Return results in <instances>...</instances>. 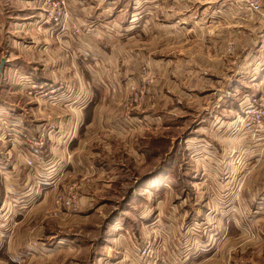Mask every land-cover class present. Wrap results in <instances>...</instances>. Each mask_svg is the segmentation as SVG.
I'll return each mask as SVG.
<instances>
[{
	"label": "rangeland",
	"instance_id": "1",
	"mask_svg": "<svg viewBox=\"0 0 264 264\" xmlns=\"http://www.w3.org/2000/svg\"><path fill=\"white\" fill-rule=\"evenodd\" d=\"M40 2L43 22L52 27L49 48L41 33L0 32V65L4 56L16 66L0 69V106H23L17 115L0 107L2 237L12 230L42 235L49 223L59 234L98 243L100 252L113 249L115 236L126 239L117 245L122 253L103 261L89 259L85 248L84 264H133L127 252L137 264H196L217 244L221 256L204 264H264V118L260 123L252 113L264 90L255 82L253 96L247 94L257 63L251 50L244 53L252 15H262L264 7L255 13L246 0ZM6 7L0 21L7 13L4 23H17V8ZM235 9L252 13L240 19ZM241 22L249 27L232 26ZM220 39L226 46L215 43ZM36 43L42 46L33 51ZM47 58L65 76L51 78ZM79 83L92 90L90 103L110 123L102 128L109 136L89 137L78 151L87 162L75 151L76 138H60L59 127L38 129L50 120L64 124L68 135L65 125L76 126L71 118L77 113L62 106L32 115L29 108L37 102L30 94L47 93L40 99L56 102L52 95ZM31 117L36 124L25 120ZM17 118L27 124H13ZM162 162L163 170H156ZM166 162H176L175 170L166 173ZM83 195L101 212L77 213ZM29 197L44 204L23 211L18 202L27 204ZM59 197L76 208L58 206Z\"/></svg>",
	"mask_w": 264,
	"mask_h": 264
},
{
	"label": "crops",
	"instance_id": "2",
	"mask_svg": "<svg viewBox=\"0 0 264 264\" xmlns=\"http://www.w3.org/2000/svg\"><path fill=\"white\" fill-rule=\"evenodd\" d=\"M5 4L2 5V7H0V16H1V9L2 11H4L5 9H7L6 5H11L17 8L18 10V19H16L17 23L14 22H5L6 20V16L7 13H3V17H5L3 20V22L0 21V32H5V31H20V32H28V33H41L42 37H43V45L45 46V48H49V46L51 45L50 41H49V37H51V33L52 32V27L49 26V24H46L45 22H43L42 19V15L43 13L40 11V7L39 6L41 4L40 0H4ZM3 1V2H4ZM2 4V3H1ZM235 17L236 18H242L244 12L248 11L251 12L249 10H245V9H235ZM22 12V13H21ZM252 13V12H251ZM78 15V13H77ZM79 16V15H78ZM252 17H255V19H251V20H255L252 22L251 26H250V31L246 32L252 35V37H250V41L247 40V42H249V44L247 45V47L244 46V53L245 55L249 54V50L252 51V53L250 54V60L255 61L257 64V69L254 70V72L252 73L251 79H252V84L249 85L248 87H245V89L247 90V94L251 96H253V90L255 89V82L257 83V86L259 88H262L264 90V13L262 15H252ZM244 18V17H243ZM80 19V17H79ZM250 20V21H251ZM80 21V20H79ZM244 22L241 23H235L232 26H242L244 29L248 28L249 26L242 24ZM215 31H217V26L214 27ZM225 30V29H224ZM223 30V31H224ZM236 29H229L228 31L232 32L235 31ZM222 31V32H223ZM236 40L237 38L235 37V47L237 48V44H236ZM216 41V40H215ZM224 41L222 39L216 41L215 43L219 44L220 47H222V45H225L223 43ZM40 43H36L33 46V51H37L40 46H42ZM223 55V54H222ZM221 56V55H220ZM219 56V57H220ZM7 59H10L9 57L5 59L4 56H2L1 59V67L0 69L2 70V74L4 72V68L3 66L6 65V72H9V70H13L15 66L14 61H8ZM48 60L51 58H47ZM45 59V60H47ZM47 61L46 65L44 67V70H47V74L49 76H51V78L53 76H59V78H61V76H65V74H61L58 73L56 69V66H54L55 64L52 63L53 60L51 61ZM112 64V63H111ZM258 65H260L261 68H258ZM33 72H37L36 68H33ZM99 73V72H98ZM98 73L94 74V73H89L88 78H90L91 76H100L98 75ZM77 76H82V73H77ZM249 77V75H248ZM80 79V77H78ZM219 80L226 78L225 76L221 75L218 76ZM41 80V79H40ZM80 86V83H79ZM70 93L64 92L62 91V93L60 94H53L52 96H57V99H55V101L57 102L58 100H60L59 102H50L49 99H45V100H41L40 97H46L47 93L45 94H40V95H34V94H30L33 95L34 99L33 100H37L36 103H34L32 106H29L30 108V112H33L32 115H34L37 111L43 112L45 110H50V111H54V107L59 109V110H63L62 106L64 108H67L68 111L71 112H75L77 113V115L75 116V119L72 117L71 118V122L73 120H76V126L72 123H68L65 126L68 128L69 130V134L68 135H64L63 134V130H64V124H60L59 126L57 125H53V123H50V120L47 121V123L44 124H40L39 128L40 129L43 125V127L40 129L45 130L44 126H49V127H59L58 131H60V138L66 136L67 142L69 140L72 141L73 138L75 139L77 148L75 149V151H77V154H81L78 151L84 149L85 147H87L88 142H89V137H91V139L95 138V136H100L103 135L104 132H102V128H106L107 130H109L110 127V123H109V119L105 122L104 120H102V113L99 114L100 112H103V110L101 109V107H99L98 105L91 104V100H92V90L90 89H85L82 88L81 86H73L71 88V90H68ZM91 91V92H90ZM68 97H73L72 102L68 103L69 101L63 102V100L65 98ZM59 97V98H58ZM250 97V96H248ZM71 100V99H70ZM47 102H49L47 104ZM74 102H77L76 104ZM68 103V104H67ZM1 111H7L10 112L11 114L17 115L18 111L16 109H18L19 111L22 109L23 106L20 107H16L14 109H9L5 108V106L2 104L1 106ZM49 108V109H48ZM98 108V110H97ZM66 111V109H65ZM92 112V114L89 115V119H87L88 113ZM28 124H36L37 120L36 117H31V118H26L25 119ZM23 120H19V118H17V121L15 120H11V122L13 124H17L19 127L25 126L27 124V122ZM62 118H60V122H61ZM19 121V122H18ZM25 122V123H24ZM67 122V121H66ZM104 122V123H103ZM24 123V124H23ZM21 124V125H20ZM30 124V125H31ZM74 127V130H72L71 128ZM91 127H94L95 130L91 131ZM99 130V131H97ZM53 131V130H52ZM52 131L48 132V136H50L51 141H54V137L52 135ZM94 133V134H93ZM50 134V135H49ZM93 134V135H92ZM106 136H109L107 133L104 134ZM72 137V138H70ZM12 139H14L12 137ZM88 139V140H87ZM18 142H21L20 140L16 139ZM206 150V149H205ZM208 150V149H207ZM77 156V155H76ZM78 157V156H77ZM82 160L87 162L90 160V157L85 156V154H81L79 156V158ZM99 160V159H98ZM164 162H162L159 167L156 168V170H163V167L161 165H163ZM175 164L174 163H165V167H167L166 173H170L171 171L175 170ZM96 165V170H100L103 169V165L101 163L98 164H94ZM92 169H95L93 166L91 167ZM93 182V179H92ZM52 194V192L50 191L47 194ZM53 195V194H52ZM30 199V197H29ZM89 199L86 198L84 195L81 198V208L80 210L77 212H84L86 211V209L92 208L95 209L94 211H96L97 209L99 210V212H101V207H97V205H94V203L89 202ZM2 203V202H1ZM44 202L41 204V202L39 201L36 202L34 198H31L30 200L27 201V204L24 202H18V207L24 211L23 208H35L37 209V207H40V205H43ZM25 205H28L27 207ZM88 210V209H87ZM22 211V212H23ZM31 212V211H30ZM29 213V212H28ZM66 213V212H65ZM86 214V218H88L89 214L88 212L84 213ZM32 213L29 214V219L31 218ZM77 215V214H76ZM2 211H0V264H84V260L85 258H83V255L85 253V248H88L90 251V255H89V259H92V257H95L96 259H101L103 261L106 259H111V258H115L117 256L118 252L122 253V249L121 247H117L118 244H123V241L126 242V239H121V237L119 236H115L114 241H112L110 244V248L113 247L112 250H107L102 248V252H100V247H95V245H97L98 243L91 241L92 244L87 241V240H83V238H79V236H75V235H68V234H59L58 232L52 231L50 229V224L47 223L46 226H49V231H44V234L40 235L41 233L39 232L38 235L36 233V235H29L27 232H20V231H16L12 233L13 235H7L6 237H2L4 234L3 231V222H2ZM74 216V215H73ZM72 215L69 216L73 217ZM75 219H77L78 217H73ZM69 219H65V221H68ZM15 224V223H14ZM66 224V223H65ZM2 227V228H1ZM12 227V225H11ZM16 227V225H14L12 228ZM110 237H113L114 235H109ZM128 237H130V239L132 238L131 235H127ZM228 236V235H227ZM163 239V238H162ZM35 240H38L40 242V244H37V246H33V244L35 243H31V242H35ZM145 240V239H144ZM142 240V241H144ZM208 240V237L207 239ZM164 241V239H163ZM109 243V241L106 239L104 240V243ZM117 242V243H116ZM210 244V243H209ZM87 245V247H86ZM219 244H217L215 247H211L210 250L207 251V255L201 259L199 262H197L196 264H204L205 262L209 263L211 262L217 255V253L221 250V246L218 247ZM211 246V245H210ZM94 249H95V254L92 255V253H94ZM121 249V250H120ZM69 253V255L67 256V254ZM174 253V252H173ZM130 252H127V255L129 256V258H131L132 263L133 264H137L135 263V261L133 260V258L131 257ZM61 255L64 257H61ZM119 255V254H118ZM219 256H221V253H218ZM206 257H208L207 261H204L202 263H200L201 261H203ZM9 260L8 262H6L7 260ZM170 260L173 261V258L170 257Z\"/></svg>",
	"mask_w": 264,
	"mask_h": 264
},
{
	"label": "built area",
	"instance_id": "3",
	"mask_svg": "<svg viewBox=\"0 0 264 264\" xmlns=\"http://www.w3.org/2000/svg\"><path fill=\"white\" fill-rule=\"evenodd\" d=\"M248 7L250 10L254 11L255 13H262L263 11V5H264V0H246ZM64 15L59 12L57 18H62ZM260 100H262V103L259 107H253L252 113L255 115L256 119L258 122L262 123V120L264 118V97H261ZM56 204L58 206H67L69 208H76V203L73 200H68L67 202L62 198L59 197L57 198Z\"/></svg>",
	"mask_w": 264,
	"mask_h": 264
}]
</instances>
